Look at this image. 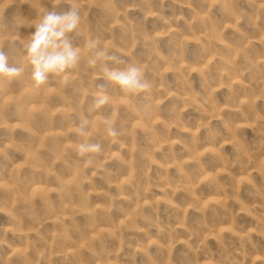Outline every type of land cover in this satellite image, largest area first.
I'll list each match as a JSON object with an SVG mask.
<instances>
[{"label": "rangeland", "instance_id": "1", "mask_svg": "<svg viewBox=\"0 0 264 264\" xmlns=\"http://www.w3.org/2000/svg\"><path fill=\"white\" fill-rule=\"evenodd\" d=\"M143 69L127 96L80 63L31 80L27 23ZM0 264H264V0H0ZM103 92L109 103L93 107ZM101 150L79 156V120Z\"/></svg>", "mask_w": 264, "mask_h": 264}, {"label": "clouds", "instance_id": "2", "mask_svg": "<svg viewBox=\"0 0 264 264\" xmlns=\"http://www.w3.org/2000/svg\"><path fill=\"white\" fill-rule=\"evenodd\" d=\"M79 8L72 4L62 12L45 11L27 23L34 30L29 34L23 45V60L31 69V80L36 86L44 84L50 76H61L74 69L81 61L84 51L90 54L88 64L100 66L103 79L115 85L127 96H136L145 91L149 85L144 78L143 69L133 63H126L113 50L103 46L98 39H89L83 48L73 45L69 35L77 32L80 24ZM23 71L22 66L9 63V56L0 48V78L14 79ZM102 91L93 97V107L102 108L109 103L108 96ZM102 125L108 137L117 135L114 124L104 119L93 124L87 118L79 120L73 132L82 138L76 145L79 156L97 153L101 150L100 143L89 141L90 129Z\"/></svg>", "mask_w": 264, "mask_h": 264}]
</instances>
